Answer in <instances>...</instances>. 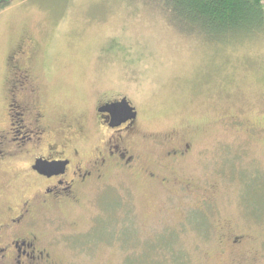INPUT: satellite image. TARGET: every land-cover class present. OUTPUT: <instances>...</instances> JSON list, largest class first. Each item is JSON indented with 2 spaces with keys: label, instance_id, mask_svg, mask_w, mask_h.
I'll list each match as a JSON object with an SVG mask.
<instances>
[{
  "label": "rangeland",
  "instance_id": "rangeland-1",
  "mask_svg": "<svg viewBox=\"0 0 264 264\" xmlns=\"http://www.w3.org/2000/svg\"><path fill=\"white\" fill-rule=\"evenodd\" d=\"M167 9L166 0L0 7V98L9 56L32 39L49 117L85 122L96 102L127 99L141 119V159L158 176L107 177L52 213L45 233L58 263L77 252V264H264V35L205 43ZM94 133L81 144L97 145ZM185 144L190 153L169 160ZM28 191L23 176L0 175V209Z\"/></svg>",
  "mask_w": 264,
  "mask_h": 264
},
{
  "label": "flooded vegetation",
  "instance_id": "flooded-vegetation-1",
  "mask_svg": "<svg viewBox=\"0 0 264 264\" xmlns=\"http://www.w3.org/2000/svg\"><path fill=\"white\" fill-rule=\"evenodd\" d=\"M38 53L32 39L14 50L0 98L8 128L0 126V175L23 176L29 186L28 196L0 209V264H77V252L72 251L62 263L55 261L58 242L48 240L45 233V223L55 222L50 215L76 207L80 192L96 191L107 177L145 174L153 183L158 176L141 159L138 111L130 104L137 117L118 125L120 120L114 122L111 113L102 110L122 99L96 102L85 122L69 113L59 121L49 117L41 77L31 66ZM91 126L93 140L100 144L82 145V134ZM190 150L189 144L178 145L167 157L177 162Z\"/></svg>",
  "mask_w": 264,
  "mask_h": 264
},
{
  "label": "trees",
  "instance_id": "trees-1",
  "mask_svg": "<svg viewBox=\"0 0 264 264\" xmlns=\"http://www.w3.org/2000/svg\"><path fill=\"white\" fill-rule=\"evenodd\" d=\"M10 0H0V7ZM165 12L188 35L223 44L264 35V0H166ZM176 19V20H175Z\"/></svg>",
  "mask_w": 264,
  "mask_h": 264
},
{
  "label": "water",
  "instance_id": "water-1",
  "mask_svg": "<svg viewBox=\"0 0 264 264\" xmlns=\"http://www.w3.org/2000/svg\"><path fill=\"white\" fill-rule=\"evenodd\" d=\"M102 110L103 112L111 113L114 122L120 120L121 122L118 125L127 120H134L137 117L135 109L125 98L120 102L107 104Z\"/></svg>",
  "mask_w": 264,
  "mask_h": 264
}]
</instances>
